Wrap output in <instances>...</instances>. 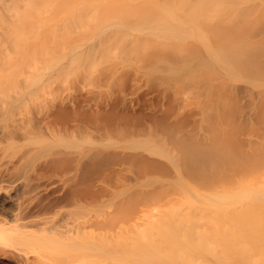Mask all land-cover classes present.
Here are the masks:
<instances>
[{
	"label": "bare ground",
	"instance_id": "obj_1",
	"mask_svg": "<svg viewBox=\"0 0 264 264\" xmlns=\"http://www.w3.org/2000/svg\"><path fill=\"white\" fill-rule=\"evenodd\" d=\"M161 1L166 0H0V32L12 37L13 47V55L8 59L5 57V60L2 58L7 74L0 72V80L17 83L23 78L28 83L27 91L20 94L16 91V96L15 94L0 95V118L8 119L15 113L21 112L22 108L31 105L29 126L21 128L18 127L19 125L11 124V128L0 131V143L11 142L13 145L10 144L9 147L15 148L17 147L13 143L15 140H26L31 144V152L36 154L45 150L50 154L52 148H63L64 150L56 153L52 152L55 157L51 158L52 161L42 169H49L57 174L69 170L73 165L79 170L80 159L66 150L82 149L84 143H89L91 146L100 144L108 149L122 147L124 150L125 148L142 150L150 155L166 158L172 166L168 170L176 172L174 176L178 173V178L175 177L176 181L171 180L175 182L173 188H166L168 191L161 188L160 190L158 187L149 192L142 189L134 190L136 192L129 194L124 204H120L123 206L121 209L114 206L115 210L109 211L110 214H106L102 220L91 221L90 224L94 228H89L93 231L108 230L113 233L108 238L106 235L102 236L99 241L96 237L98 232L95 231L97 235L93 234L94 240L91 241L92 238L87 235L88 241L85 243L79 240L85 238L83 233L86 234V231L82 233L80 229L76 230L77 226L74 229L59 231L55 219L43 217L53 205L67 201L70 198L69 193L49 200H46L49 196L46 195L31 204V227L36 228L31 233L26 231L28 224L24 223L26 218L22 212L11 213V217L1 212L6 206L12 208L13 202L10 203L9 198L1 197L0 194V224L6 226L0 229V257L6 255L5 246L11 238L17 237L24 246L28 247V245L39 246L51 235H58L61 239L70 242L69 246L72 247H69V251H76L80 257L83 256V259H80L81 264L89 263L91 254L98 257V261L103 264H264V136L262 134L264 130L260 128L264 124V107H259L264 103L262 101L264 90L260 99L263 103L259 105V101L258 106L253 103L255 118L258 119L256 122L260 126L249 123L250 128L253 125L260 128L258 131L262 134L260 136L262 141L257 140L253 129L246 134L244 124L237 123L234 119L240 107L238 109L237 103L231 97L234 95H231L232 84L237 81L247 82L255 89L264 87V33L261 34L262 36L259 35L261 28L264 30V0H169L193 3L194 22L187 23L188 30L181 31L178 25L183 22L177 21L168 10L166 15L169 22L150 27L136 24L128 28L129 32L135 34L177 40H171L174 44L179 41L178 47L175 45L177 51H180L179 46L186 45H183L184 50L181 47L183 50L180 51L181 55L187 53L191 57L193 54V61L190 58L184 62L186 65L181 69V73L186 75V72L192 69L189 74L187 72L188 78L193 80L197 90L206 92L207 99L210 96L209 101L205 103L207 107L200 103L206 108L203 116L207 122L203 117L202 126L209 125V127L204 126L206 131L209 130L208 134L204 131L203 135L196 133L199 138L195 136L184 138V135L179 136L178 129L170 130L172 128H168L170 126L166 124H152L154 122L149 124L136 122L131 125L128 123L130 126L127 127L117 121L121 127H116L109 125L111 122L106 124L108 122L106 121L100 126L98 125L100 116L93 119L94 115H100L97 114L99 111L96 114L94 112L97 108L93 111L94 115L91 113L92 117H89L90 113L86 112V115L78 111L87 105H78V109L75 106L69 111L64 107L67 105H64V101L50 104L51 109L44 115L33 116V108L43 106L44 102L32 96L31 88L36 89L47 77L57 75V71L65 67L66 63L76 62L74 57L85 53L87 48V44L78 45L57 61H48L52 51L51 45L46 46L48 41L66 37L64 32L57 31V34H60L58 36L56 31L51 29L53 22L64 19V8L74 4L133 5L135 2L144 5ZM213 4L217 7L205 8ZM248 4H256L259 8L255 5V9L247 10V7H244ZM102 17L97 16L98 19ZM84 19L80 18V21L85 22ZM123 25L121 17L113 18L111 23L105 24L104 31L93 32L91 38L97 39L103 36L106 30L111 29L110 27L120 29ZM254 35L262 37L255 40L256 42L259 40V43H254V38H257ZM185 38L187 40L193 38V42H188ZM94 40L89 43V47H95ZM39 52L43 55L41 57L43 61L48 58L47 65L43 67L41 73L31 79V69H41L38 66L39 59H36ZM203 52L207 53L206 59L200 57ZM169 63L173 64L172 61ZM97 104L99 106V102ZM100 104L103 102L101 101ZM109 105L110 103L107 106ZM102 107L100 105L99 108ZM110 109L112 111L111 107ZM103 116L105 121L106 115ZM99 126H104V132ZM95 131L96 134L103 133L102 137L95 138ZM157 131H160L161 135L166 134L164 136L166 138L162 140ZM175 133L177 135H174ZM242 134L250 137L245 141L249 142L248 145L244 144L243 139L241 141ZM172 136L174 138L176 136L178 140L174 142ZM178 137L182 140L180 141ZM167 144H173L171 145L173 148H167ZM6 148L2 151L3 154L8 151V147ZM94 156L90 158H95ZM127 159L128 156L119 158L114 153L101 161L92 160L81 180L91 184L100 177L103 179L104 176L114 179L113 181L120 180L124 172H127L125 165L130 162ZM168 163L165 165L170 166ZM138 164L137 166H140L148 177L145 180V176H142L145 174L141 175V172H138L137 179L140 178L139 174L145 178L139 183L140 187L153 186L155 180L166 181L165 176H161L168 171L165 165L147 160H142ZM127 167H131L133 171L137 169L132 166ZM171 168H175V171ZM182 171L186 173L190 182L193 181L191 187L183 183ZM40 174L45 176L43 173ZM13 177L10 171L1 172L0 185L11 181ZM35 186H31V192L37 189ZM0 190H2L1 186ZM91 192L89 189L85 190L87 195H95L96 198L97 193ZM168 192L172 195L169 193L167 195L169 200H166L165 193ZM79 195L78 193L77 198L80 199L83 194ZM92 201L89 203L92 204ZM77 207H82L81 203L78 202ZM155 209L156 211L152 213ZM100 231L99 236L103 235ZM26 261L30 263L29 259Z\"/></svg>",
	"mask_w": 264,
	"mask_h": 264
},
{
	"label": "rangeland",
	"instance_id": "obj_2",
	"mask_svg": "<svg viewBox=\"0 0 264 264\" xmlns=\"http://www.w3.org/2000/svg\"><path fill=\"white\" fill-rule=\"evenodd\" d=\"M136 2L140 3L139 1ZM134 3L133 5L74 4L72 6H68L69 8H64V19L62 21L60 20V22H53L51 29L55 30L56 34L57 31L62 33L64 32L66 37L63 39H51L49 37L51 40H47L48 45L46 44V46L51 45L50 48L52 51L50 50L51 54L48 56L50 58H47L48 61H57L62 56L68 55L69 52L78 45L87 44V48L85 49V53L74 57L76 62L72 64L66 63L65 67L63 66L62 69L57 71V75L47 77L39 84L38 88L36 89L31 88L32 96L39 98V101L44 102L43 106H35V108H33L34 117L44 115L47 111H49V109H51L50 104H56V102L58 103L64 101V105L67 104L64 107L69 111L75 108V106L78 109V105H87L83 106V108L81 107L78 109V111L80 113L83 112L86 115L87 113H90V115H88L89 117H92L94 112L96 114V112L99 111L97 114L100 115L93 116V119L96 116H100V119L97 117L99 120H97L98 125H104V122L108 121L106 124L111 122V124H109L111 126L115 125L117 127L120 126V124L123 125L124 123V126L127 125L128 127V123L131 125L132 123L136 122L145 124L154 122L152 124L164 123L166 126H170L168 128H172L170 130H173V128L178 129L177 133H179V136L184 135V138H189V136L193 138V136H199L196 135V133L202 135L205 133L204 131L207 129L204 128L205 125L202 126V119L204 117V121L206 120L205 116H203L204 109H206L204 107H207L205 103L209 101L210 96L207 99L206 92L197 90L193 84V80L188 78V74L192 69L190 71L186 70L188 72V74L186 72L187 76L181 73V69L184 67V65H186L184 62L188 61L190 58L193 61V54L191 57L188 56L187 53H185L186 55H181L180 51L182 49L184 50L183 45L185 44H182V49L179 46L178 50L180 51H177L179 41L176 42L177 44L173 43V41L177 40L153 37L148 34H135L128 31L129 26H134L136 24L150 27L158 25L159 23L169 22L167 21L166 10L171 12L177 21L183 22L182 24L178 25L181 27H178L181 31L188 30L187 23L194 22L193 8L195 7L193 6V3H183L169 0L144 5H142V3ZM213 5L203 7L206 9H208V7H217L216 5ZM255 5L256 4H248L243 7H247V10L255 9ZM260 7H262V5ZM257 8H259V6H257ZM97 16L103 17L98 19ZM116 17H121V20L124 23L122 28L114 29L113 27H110L111 29L106 30L103 36L97 39L94 38L95 40L91 38L93 32L104 31L105 24L111 23L113 18ZM80 18H85V22H81ZM262 30L263 29L261 28V33H259V35L264 33V30ZM57 35L60 36V34ZM46 37L45 39H48ZM260 37H257L256 39L254 38V43L256 42L255 40L262 38ZM192 39L193 38L186 40L188 42H193ZM252 39L251 43L253 41ZM92 40H94L95 43L94 48L89 47V43H91ZM0 41V49L2 50V52H0V64L2 65H0V72L7 74V71H5L6 65H3L2 62H4L5 57L8 59L10 55H13V47L11 44L12 37L7 36V34L4 32H0ZM187 41H185V43ZM257 42L259 43V40ZM175 45L177 46L176 48ZM186 50L187 49H185V51ZM39 53H37L36 59H39L38 66H40L41 69H31V79L36 74L41 73L43 71V67H46L45 65H47V59L43 61V58H41L43 55ZM203 53L200 54V57L202 59H206L207 53ZM171 61L173 64L169 63ZM220 73L221 72H219V74ZM221 75L223 74L221 73ZM27 89L28 83L25 82L23 78H20L17 83H8L7 81L0 80V95L15 94L16 96V91L18 94H20L27 91ZM231 89V95H234L230 96L235 101V103H237L236 105H238V109L240 107L238 111L239 113H237L238 115L236 114L237 117L234 119L237 121V123L239 122L240 124H244L246 127L245 130L247 131L246 134L254 130V136L256 135L257 140L259 139V141H262L260 136L262 134L264 136V132L260 134L261 132L259 133V131L260 128L262 131L264 130V124L263 126L258 125V119L255 118V104L253 105V103H256L257 106L259 101V105L263 103L262 101H264V98L262 101L260 99L263 97H261V94L264 90V87L255 89L252 88V86L247 82L237 81V83L232 84ZM88 100L89 102L87 103ZM93 100L96 102V104L93 102ZM101 101L103 104H100ZM97 102H99V106H97ZM201 102L205 105L204 107L202 104L200 105ZM93 103L95 105H93ZM108 103H110V105L113 104V106L109 105L112 108V111L110 107L107 106ZM263 104L259 107H264ZM91 105L93 107H90ZM100 105L104 108H99ZM96 108L97 110H95ZM102 112H104V114H102ZM101 115L103 118H101ZM103 115H106L105 121L103 120ZM30 121L31 105L29 104L27 107L22 108L21 112L15 113L14 116L12 115L8 119L0 118V131L2 132V130L11 128L13 124L19 125L18 127L21 128H26L29 126L28 124H30ZM117 121L120 124H118ZM249 123H253L257 125V127L260 126V128L254 127V125L250 128L249 126L251 124L249 125ZM100 126L99 128H102V131L104 132V126ZM207 126L209 127L208 124ZM208 131H206L207 134L209 133ZM96 133L97 131H95V134ZM159 133L160 131H157L158 136H160L162 140L166 138L164 137L166 134L161 135ZM177 133L174 135H177ZM101 134L103 133L96 134L95 138L102 137ZM245 135L242 134L240 136L241 141L243 139L244 144L249 137ZM204 136L203 138L205 139ZM172 137L174 138V136ZM175 138L174 142L175 140H178ZM254 138L252 139L254 140ZM13 143L17 147H9L11 142L0 143V171L5 173L10 171V175L14 176L11 181L9 180L8 182L2 183L0 185L2 188V190H0L1 197L9 198L10 203L13 202L12 208L6 206V208L1 210V212L7 214L10 217L12 214L17 213L18 211L22 212L23 216L26 218L24 223L28 224L26 231L30 233L31 231L36 230V228L31 227V204L36 203L46 195H49L46 198V200H49L58 196H63L65 193H69L70 198L67 201L53 205V207L48 210V213L43 217L55 219V221H57V227L59 231H64L67 228L74 229L76 228L75 226H77L76 230L80 229L82 233L86 231V234L83 233L85 238L82 237L79 240L81 242L84 241L83 243L88 241L87 235L90 239L92 238L91 241L94 240V237L97 235L95 231L98 232L96 237H98L100 241L102 236L105 237L106 235L108 238L113 232H108V230L93 231L92 228H89H94V226H91L90 224L91 221L93 222L95 219L96 221L98 219L102 220L106 214H110L109 211L113 212L115 210L114 206L121 209L123 206H120V204H124L127 196L133 192H136L134 190L142 189L143 191L149 192L153 191L155 187H158V189L161 188L163 190L166 188L168 189V187L173 188L172 186L175 183L174 181H176L178 178V173L176 174L177 178H175L176 176H174V173L176 172L173 173L171 170H168V168L172 166L171 163H168L170 161H166V158L163 159V157L161 158L159 156L150 155L142 150H133L128 148H125L126 150H124L122 147L108 149L100 144L91 146L89 143H84L82 149L79 150H66L71 152V155L80 159L79 170L75 169L73 165L70 166L69 170L59 172L57 174L54 171H49V169H42L55 157L52 152L56 153V151L58 152L64 150L63 148H52L50 154L47 153L46 150L42 151L45 152L44 154L42 152H37L38 154H36V152H31V144L26 140L17 139ZM246 144L248 145L249 142ZM167 145L168 146L166 147L170 148L173 144ZM6 147H8V151L6 152L5 150L6 153L3 154L2 151H4V148L7 149ZM171 148H173V146ZM89 149H91V151H88ZM170 151L171 150H169V152ZM125 152L129 155H125ZM111 153H115V156H118L119 158L128 156L127 160L130 162L125 165L127 169V172L125 171L126 174L124 172V175H122L120 180L115 179V181H113L114 179H109L104 176V178H107V180L103 181L104 178L102 179V177H100L99 179L101 181L96 179L92 182V184L82 182L81 176L91 164L92 160L101 161L102 159L108 158L110 155H112ZM91 156H94L95 158L91 159ZM142 160L156 163L160 162L163 165H165V163L170 164V166L165 165L168 171L161 175L165 176L166 181L160 180L159 182H156L155 180L153 186L140 187L139 183L145 178V180L148 178L146 177V173H143L144 171L140 169V166H137ZM127 166H132L133 168L137 169H134L133 171L131 167ZM172 170L175 171V168ZM134 172L137 174H134ZM138 172H141V175L145 174L142 175L145 176V178L141 177L139 174L140 178L137 179L136 175H138ZM40 173L45 174V176L41 175ZM182 174L184 179L183 183L191 187L193 185V181H189L184 171H182ZM161 179H164V177ZM172 179L174 181L171 182ZM32 185H37L35 186L37 189H35L33 192H31ZM86 189H89L90 192L93 191L91 192L92 194H94V192L95 194L97 193L96 198L98 201H95L97 200L95 195H87L85 193ZM126 191L127 193L125 195ZM78 193L80 194L79 196L83 194L80 197L81 200L77 198ZM169 193L170 192L165 193L166 200H169L167 197ZM170 194L172 195V193ZM91 201L92 204L89 203ZM78 202L81 203L82 207H77ZM154 211H156V209L153 210L152 213ZM0 225H2L0 226V229L6 227H3V224ZM99 231L100 234L103 235L99 236ZM93 234H95V236ZM51 236L50 238L43 240L39 246L28 245V247L24 246L17 237L11 238L7 241L5 246L6 255L4 257H0V264H81L80 259L83 256L80 257L76 251H69V247H72L69 246L70 242L61 239L58 235ZM90 246L91 249H93V246ZM91 255L90 262H83V264H103L99 262L100 260L98 261V257ZM26 258L29 259L30 263H27Z\"/></svg>",
	"mask_w": 264,
	"mask_h": 264
}]
</instances>
